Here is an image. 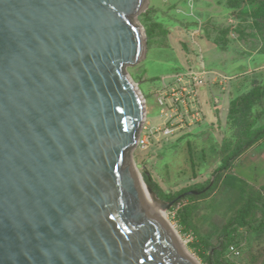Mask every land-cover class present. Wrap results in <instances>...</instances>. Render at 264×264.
<instances>
[{"label": "water", "instance_id": "95a60500", "mask_svg": "<svg viewBox=\"0 0 264 264\" xmlns=\"http://www.w3.org/2000/svg\"><path fill=\"white\" fill-rule=\"evenodd\" d=\"M146 5L0 0V264H196L132 159Z\"/></svg>", "mask_w": 264, "mask_h": 264}, {"label": "rangeland", "instance_id": "374dc122", "mask_svg": "<svg viewBox=\"0 0 264 264\" xmlns=\"http://www.w3.org/2000/svg\"><path fill=\"white\" fill-rule=\"evenodd\" d=\"M259 1L147 0L137 15L145 56L125 67L145 106V141L132 152L143 180L148 175L171 194L206 186L163 211L200 264H210L208 256L213 264H264L263 178L243 181L241 164L235 167L264 156ZM227 159L229 167L216 173ZM182 207L190 209L185 223Z\"/></svg>", "mask_w": 264, "mask_h": 264}, {"label": "trees", "instance_id": "16d2710c", "mask_svg": "<svg viewBox=\"0 0 264 264\" xmlns=\"http://www.w3.org/2000/svg\"><path fill=\"white\" fill-rule=\"evenodd\" d=\"M254 14L255 15H259V16H264V0H260L259 1L258 6L254 10ZM257 96L258 95H256V97ZM244 98H246V99L248 98L249 99L248 101H251L252 100V97L250 95H248L247 97H244ZM250 104L245 105V107L248 108L250 106ZM233 110H234V107H233ZM228 167H229V162H228V159H227L220 166H218L215 169V172L216 173L217 172L219 173L220 170L227 169ZM144 181H145L146 185L149 186L154 193L160 194V196H162L163 198L167 199L168 201L176 198L179 194H181V193L171 194V193H164V192H162V190L160 188H158V186L151 180L150 176H148V175H144ZM205 188H206V186L199 185L194 190H196V191H198V193H200V192H203ZM180 199L181 198H179L177 201H180ZM185 207H182V209H180V211H179V214L181 213L180 214L181 216L179 215V217H181V222L182 223H185L186 218L190 214V209L189 208H185ZM240 216H239V223L242 225L244 222L242 220V217H240ZM230 239H232V237ZM208 261L210 262V264H213L214 263L212 261L211 256H208Z\"/></svg>", "mask_w": 264, "mask_h": 264}, {"label": "crops", "instance_id": "0c3cea01", "mask_svg": "<svg viewBox=\"0 0 264 264\" xmlns=\"http://www.w3.org/2000/svg\"><path fill=\"white\" fill-rule=\"evenodd\" d=\"M256 145L253 146V151L255 150ZM247 160L244 161V162H240V163H237L235 165L236 169H237V166L240 165V168H239V172L238 174L240 175L239 178H243L242 180L245 181V177L244 176H247V177H250V178H247L249 182H256L258 179L257 177H260V178H263L262 181H259L260 185L261 184H264V161L263 158L264 156H246ZM262 161V162H261ZM258 175H261V176H258Z\"/></svg>", "mask_w": 264, "mask_h": 264}, {"label": "bare ground", "instance_id": "6f19581e", "mask_svg": "<svg viewBox=\"0 0 264 264\" xmlns=\"http://www.w3.org/2000/svg\"><path fill=\"white\" fill-rule=\"evenodd\" d=\"M141 188H142L145 196L148 197L150 199V201L155 205V208L159 212V214H161L163 216V211L160 209V207L158 206V204L155 201V195L150 193L144 184L141 185ZM181 245L184 247L183 243H181ZM190 256L195 261L196 264H200L199 261L196 260L191 254H190Z\"/></svg>", "mask_w": 264, "mask_h": 264}, {"label": "built area", "instance_id": "2783aa9c", "mask_svg": "<svg viewBox=\"0 0 264 264\" xmlns=\"http://www.w3.org/2000/svg\"><path fill=\"white\" fill-rule=\"evenodd\" d=\"M145 140H144V138H142L140 135H139V138H138V142H137V144L138 143H143Z\"/></svg>", "mask_w": 264, "mask_h": 264}]
</instances>
